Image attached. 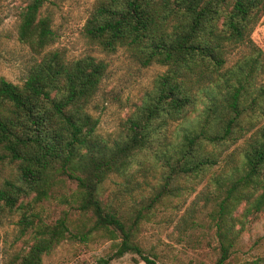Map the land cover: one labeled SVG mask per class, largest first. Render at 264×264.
I'll list each match as a JSON object with an SVG mask.
<instances>
[{
    "label": "trees",
    "instance_id": "16d2710c",
    "mask_svg": "<svg viewBox=\"0 0 264 264\" xmlns=\"http://www.w3.org/2000/svg\"><path fill=\"white\" fill-rule=\"evenodd\" d=\"M45 2L30 0L20 12L18 39L38 57L25 81L19 85L0 77V159L16 171L0 188V221L4 213L21 210L19 225L32 234L29 249L4 264H42L64 239H89L88 233L73 232L68 213L48 223L35 210L34 204L50 198L64 177L77 184L73 206L94 217L91 230L120 238L113 253L94 264H111L127 253L158 264L135 240L140 221L168 194L174 176L199 175L218 165L224 148L250 133L241 162L235 164L229 153L233 166L215 179L224 195L210 217L220 251L217 264H225L240 234L233 211L244 201L247 212L264 208V123L257 125L253 114L264 94L255 93L259 53L251 49L225 68L231 51L252 42L264 0H99L84 28L90 41L107 52L124 47L143 66L167 67L112 144L98 133L99 118L89 110L107 63L91 55L69 60L63 51L50 49L55 32L42 12ZM194 112V126L162 151L174 171L166 172L165 184L149 203L136 207L129 221L120 209L104 205L99 192L105 181L127 175L137 153L159 139L170 122ZM186 220L191 223L186 228L200 224Z\"/></svg>",
    "mask_w": 264,
    "mask_h": 264
},
{
    "label": "rangeland",
    "instance_id": "374dc122",
    "mask_svg": "<svg viewBox=\"0 0 264 264\" xmlns=\"http://www.w3.org/2000/svg\"><path fill=\"white\" fill-rule=\"evenodd\" d=\"M98 1L46 0L42 12L51 18L55 32L50 49L63 51L69 60L91 55L106 61V74L89 110L99 118L98 133L112 144L124 133L127 120L135 115L167 67L159 63L143 66L124 47L107 52L90 41L84 28ZM29 2L0 0V77L19 85L25 81L38 58L29 45L18 39L20 12ZM250 39L252 42L238 45L227 55L225 68H232L238 59L255 49L254 54L259 53L262 63L255 80V93H264V14L254 26ZM255 108V123L261 125L264 123V94L259 97ZM195 117L194 112L185 119L170 122L159 139L135 155L127 175H111L99 192L103 204L120 209V214L129 221L136 207L149 203L165 184L166 172L174 171L162 151L178 141L183 129L194 126ZM243 125L248 127L250 124L244 121ZM249 134L231 143L228 150L225 147L218 165L199 175L180 173L174 176L168 194L158 199L140 221L135 240L158 264H217L220 251L210 214L224 192L216 185L215 179L224 178L228 168L233 166L229 163V153H234L235 164L241 162L240 152ZM208 149L216 148L208 146ZM15 173L13 165L0 159V188L6 180H12ZM64 179L63 185L59 184L50 198L34 204L35 210L48 223L55 222L66 212L73 232L88 233L90 237L86 240L64 239L44 255L42 264H94L100 257L113 253L120 238L111 239L103 231L91 230L94 224L91 212L82 213L71 202V194L77 189L76 182ZM29 200L31 197L25 199ZM247 206L244 201L232 213L240 234L225 264H264V208L253 214L246 211ZM21 213V210H13L1 218L0 264L17 253H25L32 243L31 231L23 232L19 225ZM191 218L200 224L186 228L191 224L186 219ZM138 259L137 255L127 253L115 258L111 264H147Z\"/></svg>",
    "mask_w": 264,
    "mask_h": 264
}]
</instances>
